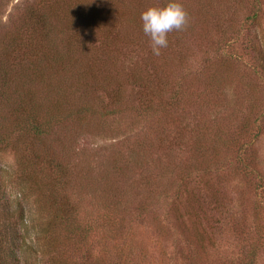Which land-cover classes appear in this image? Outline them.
I'll list each match as a JSON object with an SVG mask.
<instances>
[{
    "label": "rangeland",
    "instance_id": "1",
    "mask_svg": "<svg viewBox=\"0 0 264 264\" xmlns=\"http://www.w3.org/2000/svg\"><path fill=\"white\" fill-rule=\"evenodd\" d=\"M123 2H110L114 3L110 9L115 17H112L111 32L117 34L118 28L115 57L113 59V55L108 62L105 61L106 65L98 64L95 74L90 73L86 78L76 75L83 53L69 30L76 14L67 0H46L43 3L41 0H0V55L6 54L2 47L10 48V40H22L18 55L15 53L9 57L6 54L0 59L9 70L14 72L15 66H18L16 70L24 69L32 79L39 69L31 58H24L22 48H27L22 43L26 41V35L15 38L14 31L22 29L23 33L27 29L22 19L27 10L33 7L58 8L55 15L58 13L59 19L53 17L51 20L52 45L57 51L58 64L52 73H49L47 64L44 72L56 75L58 79H53L49 85L47 81L39 85L38 80H33L36 85L34 90L39 86L44 89L39 88L38 94L46 105L50 104V99L51 103L58 101L68 106L66 103L70 101L66 97L72 94V104H86L102 114L114 107L113 97H118L119 103L121 99L122 102H131L128 106L133 103L140 105L141 100L151 101L153 93L150 90L155 91V86L162 81L159 71L168 70L162 54L175 59L176 65L170 67L169 74L172 85L188 74L182 82L181 108L167 112V119L159 109L155 110L157 113L152 109L143 120L128 115L108 116L106 119L96 117L89 123V128L104 127L113 131L120 127L122 132L113 140L99 136L84 137L73 145L76 151L71 158L74 164L77 163L75 166L81 180L76 187L83 192L97 186L86 188L85 183L96 180V175H93L96 171L99 174L108 172L110 159L105 152L111 153L112 145L121 143L122 148L129 144V149L135 150V145L143 139L145 145L151 144L158 155V146L164 145L160 150L161 164L145 165L149 176L159 178L156 181L159 188L150 194V190H142L146 184L135 182V188L130 190L128 201L131 205L128 206L127 218L131 220L132 230L126 229L130 233L125 238L126 242H119L122 251L127 253L136 249L142 241L139 247L142 253L145 249L150 251V256L154 258L151 264H247L249 252L258 239L257 227L264 222L261 209L264 204V78L256 74L254 56L248 49V42L258 44L257 37H264V0H177L186 12V22L180 30L167 34V47L161 48L159 55L153 54L150 40L143 32L141 16L136 15L127 2ZM167 3L168 0H156L144 4V10L163 7ZM62 5H65L64 8ZM255 13L256 20L248 22L252 24L248 25V18ZM191 27L195 32H189ZM107 33L108 30H104L101 40L97 36L88 39L97 48L94 57H98V48L103 39L108 38ZM262 47L264 50V44ZM180 60L182 62L178 63ZM64 71L70 76L68 80L62 79ZM42 75L44 80L48 76ZM188 76L193 79H188ZM195 78L198 80L194 81ZM253 89H258V104L253 97ZM141 95V100H138ZM162 98L157 94L154 97L156 103ZM210 103L212 107L208 108ZM256 104L251 112L252 105ZM246 122L250 123V129L238 137V127ZM155 133H158L157 137ZM176 137L178 143L182 139L184 145L187 144L182 151L173 148ZM159 138L161 140H157ZM84 154L93 159L92 165L78 164L84 160ZM49 157L58 160L55 155ZM0 158L8 171L2 177L0 198L5 196L7 202L11 201L14 219L18 222L23 219L25 226L22 231L26 233L22 262L50 264L34 250L33 243L39 233L38 224L42 220L44 222L45 215H48L37 194L44 204L60 201L58 189H53L57 199L43 194L53 188L52 177L49 176L51 171H33L38 184H42L34 186L30 192L25 188L26 184L21 183L20 177L35 166L26 163L21 154L19 168L16 166V155L10 150L1 151ZM151 169H154L153 173ZM130 170L134 171L133 168ZM111 171L116 172L114 169ZM113 179L115 175L109 173L105 181ZM80 193H76L78 200L81 199ZM89 202L87 204L91 207L88 211L92 212L96 207H92L93 201ZM143 207L147 209L146 220H150L152 225L143 226L145 220L139 223L145 229H136L138 220L132 216ZM79 209L82 213L79 218L84 219V204ZM154 221L163 231L159 241L156 240L157 232L149 228L153 227ZM91 246L97 255L100 244L92 239ZM161 248L163 255L158 252ZM254 264H264V247H261Z\"/></svg>",
    "mask_w": 264,
    "mask_h": 264
},
{
    "label": "trees",
    "instance_id": "2",
    "mask_svg": "<svg viewBox=\"0 0 264 264\" xmlns=\"http://www.w3.org/2000/svg\"><path fill=\"white\" fill-rule=\"evenodd\" d=\"M45 1L41 0V3ZM111 1L113 0H67L72 10L75 9L74 14H76L73 15L75 19L70 22V25L68 24L70 26L69 30L74 39L78 41L80 47H82L80 52L83 53L80 59V66L76 63L78 65L76 75H83V78L88 77L90 73H94L98 64L106 65L105 61L108 62V59L116 53L114 49L118 42V28L117 34L111 32L113 18H115L112 14L114 11L110 9L114 5V3H110ZM125 2L131 6V10H135L136 15L141 16L147 10H144V4H150L156 2V0H124L123 3ZM64 6L62 5V8ZM163 6L165 5L163 4ZM50 7L43 9L33 7V9L27 10L24 18H22L24 27L27 29L23 33L22 29L14 31V34L17 35L15 38H23V34L26 35L27 39L24 37L26 41L22 43V46L24 45L27 48L26 50L22 48L24 58H31V62L34 63L40 72L38 71L32 75L33 78L31 79V76L26 75L24 69L16 70L18 66H15L13 72L0 59V152L12 151L16 155V166L20 165L18 161L22 160L20 159L21 154L25 157L26 163L35 166L29 173L23 172L20 177L21 183L26 184L25 188H28L27 191L31 192L35 188L34 186L42 184H38L35 178L36 172L33 171L43 173L48 170L51 171L49 176L52 177L51 184L53 188L51 189L52 191L50 190L43 194L57 199L54 197L55 192L53 189L59 190L58 197L60 201L55 202L54 200L53 204L50 205L48 203L44 204L39 193L37 194L48 215L46 214L47 217L45 215L44 222L42 220L38 224L39 233L34 238V250H37V253L42 258L47 259L50 264H144L147 261H149L147 264H151L154 258L150 256V251L147 249L142 253L143 251L139 247L140 244H143L142 241L140 244L138 243L139 245L136 249H132L127 253L122 251L120 243L126 242L125 238L127 239L130 234L128 231L126 232V229L130 228L129 230H132L131 220L127 218V211L130 210L128 206L131 205L128 201L130 190L135 188L136 183L146 184L142 190H150V194H153L159 188L158 182H156L159 178L157 176L153 178L149 176L145 165L149 166L152 163L159 166L161 164L159 162L163 159L160 156V150L164 145L158 146L159 155L152 150L151 144L147 143L145 145V140L143 139L135 145V150L129 149V144L128 147L122 148L121 143L112 145L114 148L110 150L111 153L105 152L110 159L107 168L108 172H100L99 174L96 171L93 174L94 176L96 175V180L85 183L86 188L97 185L98 189L96 186L83 192L76 187V183L78 182L79 186L81 180L78 177L77 165L75 166L77 163L74 164L71 158L76 151V146L73 148V145H77L79 140L84 137L96 138L99 136V138L107 137L113 140L122 132L120 127L113 131L112 129H104V127H101V129L89 128V123L96 117L106 119L108 116L123 117L128 115L133 117V119L143 120L152 109L154 112L159 109L158 111L163 117L169 118L167 112L181 108L182 82H184L188 74L182 75L180 82L172 85L171 76L169 75L171 74L170 67L175 66L176 61L171 57L168 58L167 54H162L168 70L159 71L162 81L160 80V83L158 82V85L155 86L157 88L155 91L150 90L153 93V98L149 102L142 101L143 95H141L138 98V100H141L140 105L132 102L133 105L128 106L131 105V102H122L121 99L119 103L118 97H113L114 107L106 114L97 113L86 104H72V94L66 97V100L69 98L70 101V103H66L68 106L58 101L51 103L50 99H48L50 104L46 105L42 103L43 99L38 94L39 88L44 91L39 85L44 84L45 81L49 85L53 79H58V76L49 74L52 73L53 68L58 64L55 56L57 51L53 49L52 45L51 30L53 31V25H51V20H53V17L54 19H59L58 13L55 15L58 8ZM256 18L257 13L248 18L247 24L252 25L250 23H253ZM189 29V32H195L192 27ZM104 30H108V38L103 39L101 46L98 48V57H94L97 48L88 39L97 36L101 40ZM173 31L169 34L174 33ZM7 40L9 42V39ZM21 42L22 40H10V48L3 49L2 47V51L6 52L9 57H12L15 53L18 55L21 52ZM257 42L258 44H249L248 42V49L254 56L256 74L258 73L264 78V50L262 47L264 37H257ZM6 54L0 55V58H3ZM114 57L115 55L113 59ZM181 62V60L178 61V63ZM47 64L50 72L44 73L47 69ZM226 70L229 73V68ZM68 71L70 72V68H68ZM42 74H48L45 80V76ZM63 76V80L70 78L66 71L63 72ZM62 79L59 78V80ZM188 79H193V77L188 76ZM33 80L39 81L37 90H34L36 85ZM197 80L196 78L194 79V81ZM225 83L231 82L225 81ZM199 90L197 94H199ZM257 92L258 89H253V97L256 101L259 97ZM156 94L163 97L159 103L155 102L154 97ZM257 104L255 106L252 105L251 112ZM211 107L212 104L210 103L208 108ZM171 120L172 118H170ZM249 129L250 123L248 122L238 127V137H241L242 133H247ZM166 132H170V130L166 129ZM157 134L155 133L156 137ZM177 140L178 138L176 137L173 148L176 151H182L187 144L184 145L185 142L182 139H180L179 143ZM129 142L133 144V141ZM21 148L25 149L24 152H22ZM49 155L57 156L58 160L49 157ZM45 161L47 162L45 163ZM92 161L91 157L84 154V160L78 164L88 163L92 165ZM130 168H133L134 171L130 170ZM112 169L116 172H112ZM153 171L154 169H151L152 173ZM6 172L8 171L2 165L0 158V187L3 182L2 177ZM109 173L115 175V179L107 182L105 179ZM98 179L104 182H99L97 181ZM25 188L24 190H26ZM76 193H80V200L75 198ZM86 196H91L92 199ZM89 201H93L94 205L92 204V207H96L92 212L88 211V208L91 207L87 204L90 203ZM11 204V201L7 202L5 196L0 198V264H23L22 246H24L26 241L24 238L26 233H22V231L25 226L23 219L21 222L14 219L13 215L15 213L10 207ZM81 204H84L86 215L84 219L79 218L82 215L79 209ZM21 208L20 211L23 213V206ZM261 209L264 214V204L261 205ZM134 217L138 220V223H135L136 229L146 226V224L152 225L150 220H146V207L133 214L132 218ZM139 223H143V226ZM157 226L158 224L154 221L153 227L149 228L150 231L155 230L157 232L156 240L159 241L158 238L163 231L162 228ZM257 228L258 239L249 252L250 260L247 264H254L261 247H264V222ZM148 231L146 230V232ZM92 239H95L100 244V251L97 255L91 246ZM158 252L163 255L162 248ZM156 259L157 256L155 257Z\"/></svg>",
    "mask_w": 264,
    "mask_h": 264
},
{
    "label": "clouds",
    "instance_id": "3",
    "mask_svg": "<svg viewBox=\"0 0 264 264\" xmlns=\"http://www.w3.org/2000/svg\"><path fill=\"white\" fill-rule=\"evenodd\" d=\"M144 34L149 38L154 55L167 47V34L180 30L186 22V12L177 0H168L163 7H153L141 14Z\"/></svg>",
    "mask_w": 264,
    "mask_h": 264
}]
</instances>
